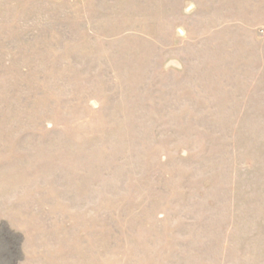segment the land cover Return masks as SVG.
Instances as JSON below:
<instances>
[{
  "label": "rangeland",
  "instance_id": "rangeland-1",
  "mask_svg": "<svg viewBox=\"0 0 264 264\" xmlns=\"http://www.w3.org/2000/svg\"><path fill=\"white\" fill-rule=\"evenodd\" d=\"M0 264H264V0H0Z\"/></svg>",
  "mask_w": 264,
  "mask_h": 264
}]
</instances>
